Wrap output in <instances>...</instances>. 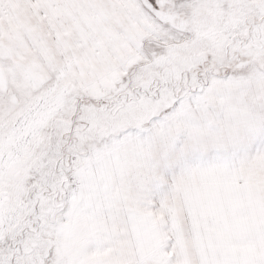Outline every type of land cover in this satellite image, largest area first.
<instances>
[{"label":"snow or ice","instance_id":"1","mask_svg":"<svg viewBox=\"0 0 264 264\" xmlns=\"http://www.w3.org/2000/svg\"><path fill=\"white\" fill-rule=\"evenodd\" d=\"M0 264H264V0H0Z\"/></svg>","mask_w":264,"mask_h":264}]
</instances>
